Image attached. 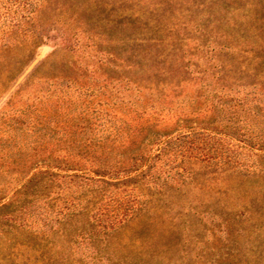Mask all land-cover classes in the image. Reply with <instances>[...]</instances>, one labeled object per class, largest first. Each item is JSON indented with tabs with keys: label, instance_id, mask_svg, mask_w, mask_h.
<instances>
[{
	"label": "rangeland",
	"instance_id": "rangeland-1",
	"mask_svg": "<svg viewBox=\"0 0 264 264\" xmlns=\"http://www.w3.org/2000/svg\"><path fill=\"white\" fill-rule=\"evenodd\" d=\"M79 7L50 0L38 12L44 27L35 24L33 30L45 44L1 98L0 117L21 89L18 108L36 102L48 109L45 119L54 111L64 114L56 117L58 126L45 124L55 141L43 157L21 171L4 168L2 179L26 177L54 151L56 166L75 170L61 172L62 177L106 168L111 178L113 170L153 166L156 177L178 182L162 193L165 202L159 203L162 209L154 211L151 224L136 223L130 240L123 239L122 247L138 248L128 249L133 252L128 259H91L80 240L76 258L65 264H146L140 258L143 244L147 254L156 249L171 264H205L213 256L207 258L203 249L223 244L245 260L264 264V219L255 215L245 230L229 232L205 208L172 205L215 196L216 174L221 164L234 161L233 148H238L233 137L247 141L248 148H264V0H109L91 12ZM38 67V77L27 84ZM163 138L173 142L159 154L155 144ZM5 139L2 145H15ZM221 148L222 159L216 152ZM256 154L242 158L249 166L264 164ZM88 190L80 177L59 178L49 196L59 199L51 205ZM121 191L123 197L130 194ZM44 200L33 203L29 213L49 209ZM259 210L255 205L254 214Z\"/></svg>",
	"mask_w": 264,
	"mask_h": 264
},
{
	"label": "trees",
	"instance_id": "trees-1",
	"mask_svg": "<svg viewBox=\"0 0 264 264\" xmlns=\"http://www.w3.org/2000/svg\"><path fill=\"white\" fill-rule=\"evenodd\" d=\"M49 1L0 0V42L4 43L0 48V100L33 62L38 49L45 44L43 36L36 35L38 30H33V26L38 24L41 29L44 27L37 15L40 8ZM69 1L73 7L80 6L79 9L84 12H91L94 8L108 5L109 0ZM29 31H34L32 36H28ZM41 68L38 67L34 71L27 84L38 77ZM21 92L22 89L7 103L5 111L1 112L0 120L5 124V129L0 131V173L5 172L4 168L12 167H18L21 171L45 154L48 150L46 147L52 146L55 141L54 137L47 133L49 128L46 126H58L59 120L56 117L64 114L59 110L54 111L52 116L45 119L48 109L39 108L36 102L31 106L27 104L18 108L16 99L20 97ZM23 133H27L26 137ZM220 135L229 137L227 134ZM6 136L15 143L14 146L2 145L7 142ZM182 138L186 139V135L176 140ZM233 141L238 146L233 148L234 161L221 164L223 166L220 171L216 172L215 196L172 203L182 209L186 206H190V210L194 207L195 210L207 209L209 214H213L215 219L220 221V226H224L229 232L236 229L245 230V223L256 221L251 218L255 215L259 216L260 220L264 219V164L249 166L242 158V155H255L256 151H260L261 155L256 156L264 159V148H248L247 141L236 137H233ZM158 142L155 144L157 152L162 154L173 141L163 138ZM221 149L216 150L221 153L220 159L223 157V148ZM29 152L31 154L27 155ZM68 153L72 154L71 151ZM16 158L23 159V164H18ZM20 171L17 172L18 175L23 174ZM63 171L75 170L56 166L53 151L46 159L34 164L24 178L21 176L22 178L8 181L0 176V264L70 263L77 256L75 249L80 240L88 248L87 255L91 259H128L133 253L128 249L138 248L134 244H131V247H122L125 245L123 239L130 240L129 236L136 223L151 224L155 216L154 211L156 213L162 209L159 208V203L164 201L161 198L162 193L164 194L170 185L178 183L173 179L169 181L156 177V168L153 166H149L147 170L146 166H143L127 172L111 170L116 174L111 178L106 175V168L91 171L90 175L82 173V176L74 174L71 177H62L60 173ZM79 177L84 180L88 192L73 198L72 193L68 191V196H71L69 202L64 201L60 206L53 207L51 204L59 199L49 198L55 181L59 178L73 180ZM206 187L203 185L201 189ZM110 188H113L114 192L107 195ZM121 190H130V194L123 197L125 191ZM144 191L149 193L143 194ZM106 196L108 202L104 201ZM41 199L47 200L48 203L45 204L52 212L47 209L45 212L29 213L33 203ZM165 205L169 207L167 202ZM255 205L260 206L257 214L253 212ZM34 226H37L38 230H35ZM150 234L148 231L149 237ZM191 236L197 238L194 230H191ZM150 242L151 240L148 243ZM140 249L143 252L139 257L146 264H171L169 258L156 249L151 256L147 254L144 244ZM206 250L209 252L206 257L213 258L205 260V264H260L258 260H255L256 263L245 260L240 252H235L236 249L224 244L211 250L204 248L203 252Z\"/></svg>",
	"mask_w": 264,
	"mask_h": 264
}]
</instances>
